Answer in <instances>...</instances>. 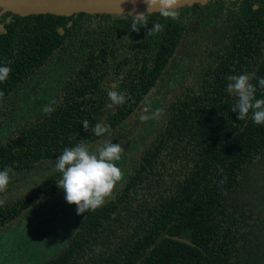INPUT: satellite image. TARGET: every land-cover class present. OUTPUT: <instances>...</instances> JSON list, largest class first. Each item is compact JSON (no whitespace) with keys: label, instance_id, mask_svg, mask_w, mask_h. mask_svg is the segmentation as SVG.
I'll return each mask as SVG.
<instances>
[{"label":"trees","instance_id":"1","mask_svg":"<svg viewBox=\"0 0 264 264\" xmlns=\"http://www.w3.org/2000/svg\"><path fill=\"white\" fill-rule=\"evenodd\" d=\"M176 9L136 31L125 13H0V66L11 68L0 82V171L15 173L0 193V246L17 247L67 204L40 264H264V124L251 111L237 120L226 90L229 75L251 74L264 99V0ZM157 22L163 31L148 33ZM112 88L130 99L108 109ZM146 99L160 119L140 121ZM97 123L111 131L96 137ZM105 139L124 147L125 178L101 207L73 213L55 161Z\"/></svg>","mask_w":264,"mask_h":264},{"label":"clouds","instance_id":"2","mask_svg":"<svg viewBox=\"0 0 264 264\" xmlns=\"http://www.w3.org/2000/svg\"><path fill=\"white\" fill-rule=\"evenodd\" d=\"M147 4L149 9L157 6L160 16L166 19L174 20L179 15L175 7L177 0H147ZM149 14L150 11L147 14L133 15L131 30H138V24L140 27L146 26ZM163 28L164 25L157 22L152 24L148 33H160ZM10 72V67L0 66V82L6 81ZM252 79L251 74L229 75L227 80L230 83L226 90L238 98L231 108V112L238 113L237 120H245L251 111V120L256 125H262L264 124V99L255 98L256 87L250 82ZM258 84L264 88V78H260ZM2 96L3 93H0V97ZM107 96L110 100V103L106 105L108 109L122 105L126 99H130V97H126L125 93L116 91L115 88L110 89ZM45 111H50V109L45 108ZM163 111L162 107L153 108L152 101L146 99L139 119L141 122L158 120ZM82 125L85 131L89 130L88 121H82ZM91 131L96 137H103L111 130L107 125L97 123L91 128ZM123 154L124 147L121 143L105 139L98 141L94 150H90V146L81 140L75 146L65 148L58 156L55 161V169L61 174V178L56 184L63 189L66 202L76 206L77 214L95 211L105 203L106 198L112 196L117 185L125 178L124 171L118 166ZM10 174H15L11 168L0 171V193L7 191ZM225 179L220 181L221 185ZM4 203V199L0 198V206H3Z\"/></svg>","mask_w":264,"mask_h":264},{"label":"water","instance_id":"3","mask_svg":"<svg viewBox=\"0 0 264 264\" xmlns=\"http://www.w3.org/2000/svg\"><path fill=\"white\" fill-rule=\"evenodd\" d=\"M209 1L211 0H177L175 7L205 5ZM148 11L152 14L159 12V9L157 6L149 9L147 0H0V13L10 12L14 17L47 13L70 16L78 12L136 15L147 14ZM170 238L191 244L190 241L178 236Z\"/></svg>","mask_w":264,"mask_h":264},{"label":"rangeland","instance_id":"4","mask_svg":"<svg viewBox=\"0 0 264 264\" xmlns=\"http://www.w3.org/2000/svg\"><path fill=\"white\" fill-rule=\"evenodd\" d=\"M69 211L66 204V207L60 211L57 218H55L56 216L44 218L38 224V233H30L28 230L19 233L20 242L17 247L9 243L5 247L0 246V264H40L43 262L49 253V249H51L53 241L61 238L57 229L68 223ZM71 211L73 213L77 212L76 207L72 208ZM73 222L74 220H72L69 229ZM45 232H50V234Z\"/></svg>","mask_w":264,"mask_h":264}]
</instances>
